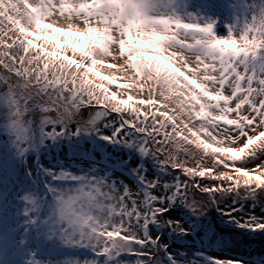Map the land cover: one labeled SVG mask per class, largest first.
<instances>
[{
  "label": "snow or ice",
  "instance_id": "6c2138e0",
  "mask_svg": "<svg viewBox=\"0 0 264 264\" xmlns=\"http://www.w3.org/2000/svg\"><path fill=\"white\" fill-rule=\"evenodd\" d=\"M218 5L224 21L209 11ZM158 8L154 23L165 21L169 46L153 56L135 44V21L112 0H0V219L15 168L26 166L31 183L12 194L20 225L0 224V264L32 233L91 253L65 264H180L157 235L190 231L165 218L176 207L200 217L215 206L227 222L264 231V216L220 208L230 195L233 204L264 196V0ZM63 144L80 165L45 166L42 157ZM113 149L116 159L98 158ZM148 161L178 175L149 179ZM190 189L206 199L190 200ZM22 264L42 260L29 251Z\"/></svg>",
  "mask_w": 264,
  "mask_h": 264
},
{
  "label": "rangeland",
  "instance_id": "374dc122",
  "mask_svg": "<svg viewBox=\"0 0 264 264\" xmlns=\"http://www.w3.org/2000/svg\"><path fill=\"white\" fill-rule=\"evenodd\" d=\"M112 2L121 9L122 13H126L128 17L135 21L131 30L138 34L134 38V42L137 46L142 47L149 55L153 56L164 48L160 42L154 41L153 37L161 35L162 39H166V23L162 19L156 23H154V21L157 20V13L159 11L158 3L167 5L168 0H112ZM202 2L203 0H189L190 10L200 11V5ZM209 11L220 16L221 21H224L227 16V12L219 5ZM218 34L221 36L225 34L223 22L218 27ZM45 39V34L41 33L39 39H36V44H43ZM54 42V39L48 40V44ZM62 42L61 38L60 43ZM48 50L51 51L52 49L48 48ZM66 54L71 55V52ZM164 66L166 67V65ZM111 87L115 88V85H112ZM3 111L4 109L0 107V113ZM82 113L84 117L87 118L89 110H82ZM48 115L55 117L56 113L50 112ZM72 127L74 129L75 125ZM105 131L107 132L110 130ZM3 139L4 137L0 136V140ZM81 147H88V145L82 143ZM0 151H6V149L0 148ZM117 151L118 150L113 149L112 152L110 151V153H108L106 150H101L98 153V158L100 155H112V158L116 159V153L114 152ZM72 152L73 148L70 145L63 144L60 148L53 149L48 154L44 155L42 157V162L45 166L55 165L58 161H63L66 164L73 162L76 165H80V160L73 156ZM200 155L201 154L199 153L198 158ZM259 159H264V156L259 157ZM103 162L104 161H102V163ZM136 162L137 161L133 159L132 165L135 166ZM150 162L151 161H148L149 179L159 175L161 180L171 183L178 175V173L174 171L158 173V169L153 164L151 166ZM29 163L34 164V161L29 160ZM189 163L191 165V161ZM84 166H87L86 161ZM24 167L26 166H18L15 168L13 183L8 186V211L3 218L0 219V224H2L5 229L10 225L19 226L23 219V217L14 214L15 209L18 208L19 205L12 199V194L17 188L31 187V183L24 179ZM117 168H119V166H117ZM114 177L118 180H123L133 192L138 190L135 181L128 177L127 173L121 175L120 171L117 170L114 172ZM191 194L201 200L202 198L206 199V197H204L199 191L193 192L190 189L188 192L189 197ZM233 199L234 197L231 195L223 199L220 208L224 210L233 207L242 209L236 213L238 218L246 219L249 215H256L257 217L264 216V196H261L255 201L237 200L235 204H233ZM202 211H206V217L203 219L204 224H201V228H199L197 225L192 224V221L188 222L186 220L187 215H191L188 211L186 212V215L180 207L173 208L171 209L170 214H165V218L182 221L185 228L190 229V231L184 235H177L170 234L165 228L159 230L157 233L160 242L167 245L168 250L176 257L180 264H210V258H217L216 264H223V261L225 260L237 261L240 262V264H264V240L259 242L263 243L262 245L257 246L247 243L252 240V235L264 237V231H248L227 222L226 218L221 216L220 211L215 206L203 208ZM207 212H210L211 214L212 212L214 213L219 233L214 231L216 227L214 222H212L213 216L211 220V215H208ZM20 231H22V229ZM153 231H155V229H153ZM17 235H19V231H17ZM241 235H243L241 239L246 241L243 242L240 239ZM206 236L213 240L211 244L207 243L206 239H202ZM29 251H35L41 258L42 264H65V262L69 260H80L82 262L85 259L92 258L91 253L85 248L64 245L59 241L53 242L50 239L45 238L43 235H37L35 233L30 234L28 243L24 248L13 249L10 253L4 255L3 258L6 264H8L9 261L14 262V264H22L23 257ZM158 255L162 256V254ZM122 259L134 262L135 257L125 255L122 256Z\"/></svg>",
  "mask_w": 264,
  "mask_h": 264
},
{
  "label": "trees",
  "instance_id": "16d2710c",
  "mask_svg": "<svg viewBox=\"0 0 264 264\" xmlns=\"http://www.w3.org/2000/svg\"><path fill=\"white\" fill-rule=\"evenodd\" d=\"M198 154L199 153H196L195 155H196V157L198 158ZM150 165L152 166V163L150 162ZM157 172L159 173V171L157 170ZM169 181H170V179H169ZM193 197H195L193 194H191V196L189 197V199H192ZM196 198V197H195ZM196 200L197 201H201V199H199V198H196ZM202 200H203V198H202ZM180 209L182 210V211H184V213L186 214V209H184V208H181L180 207ZM208 213V215H211V220H212V214L210 213V212H207ZM187 215V214H186ZM205 217H206V214L205 215H203V216H200V217H197V216H195V215H193L192 216V214L191 215H187V218H186V220L188 221V222H190V221H192V224H195V225H197L199 228H201V224H204L203 223V219H205ZM216 218V217H215ZM189 219V220H188ZM205 221V220H204ZM207 222V221H206ZM212 222H213V220H212ZM214 231L216 232V233H219V231L217 230V229H214ZM242 236L243 235H241L240 236V239L242 238ZM244 238H246V237H244ZM256 238V239H255ZM202 239H206V241H207V243H209V244H211L212 242H213V240L211 239V238H209L208 236H206L205 238H202ZM201 239V240H202ZM243 242L244 241H246V240H243V239H241ZM264 240V237H262V236H256V235H252V240L251 241H249V242H247V243H249V244H253V245H262L263 243H259L260 241H263Z\"/></svg>",
  "mask_w": 264,
  "mask_h": 264
},
{
  "label": "clouds",
  "instance_id": "9594fccd",
  "mask_svg": "<svg viewBox=\"0 0 264 264\" xmlns=\"http://www.w3.org/2000/svg\"><path fill=\"white\" fill-rule=\"evenodd\" d=\"M153 40L157 41V42H160L164 48H167L169 46V41L167 39H162L161 35L154 36Z\"/></svg>",
  "mask_w": 264,
  "mask_h": 264
},
{
  "label": "water",
  "instance_id": "95a60500",
  "mask_svg": "<svg viewBox=\"0 0 264 264\" xmlns=\"http://www.w3.org/2000/svg\"><path fill=\"white\" fill-rule=\"evenodd\" d=\"M212 216H213V222H214V225L216 227V229L218 228V225H217V221H216V218H215V215L214 213L212 212Z\"/></svg>",
  "mask_w": 264,
  "mask_h": 264
}]
</instances>
